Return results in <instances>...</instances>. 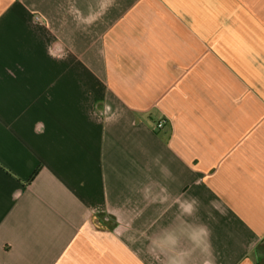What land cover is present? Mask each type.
Wrapping results in <instances>:
<instances>
[{
	"label": "crops",
	"instance_id": "1",
	"mask_svg": "<svg viewBox=\"0 0 264 264\" xmlns=\"http://www.w3.org/2000/svg\"><path fill=\"white\" fill-rule=\"evenodd\" d=\"M0 264H264V0H0Z\"/></svg>",
	"mask_w": 264,
	"mask_h": 264
},
{
	"label": "trees",
	"instance_id": "2",
	"mask_svg": "<svg viewBox=\"0 0 264 264\" xmlns=\"http://www.w3.org/2000/svg\"><path fill=\"white\" fill-rule=\"evenodd\" d=\"M107 218L105 217V216H102V217H94L93 218V223L96 225V226H98V227H103V225H102V221L103 220H106Z\"/></svg>",
	"mask_w": 264,
	"mask_h": 264
},
{
	"label": "built area",
	"instance_id": "3",
	"mask_svg": "<svg viewBox=\"0 0 264 264\" xmlns=\"http://www.w3.org/2000/svg\"><path fill=\"white\" fill-rule=\"evenodd\" d=\"M34 20L35 21H39V18L38 17H35ZM162 126H163V121L157 123V125H156L157 128H161Z\"/></svg>",
	"mask_w": 264,
	"mask_h": 264
}]
</instances>
